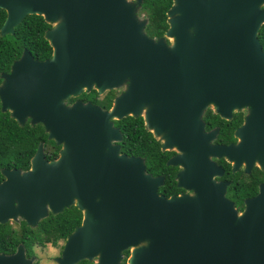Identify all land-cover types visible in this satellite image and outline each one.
<instances>
[{
  "label": "water",
  "instance_id": "obj_1",
  "mask_svg": "<svg viewBox=\"0 0 264 264\" xmlns=\"http://www.w3.org/2000/svg\"><path fill=\"white\" fill-rule=\"evenodd\" d=\"M129 2V3H127ZM133 2V3H132ZM141 0H0V36L25 15L49 25L50 48L36 61L22 49L0 75V112L19 126L39 124L58 146L46 160L36 145L25 170L0 169V224L30 228L68 206L80 212L56 264H264V184L236 211L224 197L222 158L231 170L264 167V54L256 33L264 0H171L161 37L143 33ZM167 41V43L165 42ZM120 88V89H119ZM93 90L120 91L103 110L73 100ZM209 107L221 118L244 111L235 143L212 145L203 132ZM139 116L160 151L174 155L176 186L156 193L161 177L119 152L112 121ZM21 245L0 264H30Z\"/></svg>",
  "mask_w": 264,
  "mask_h": 264
},
{
  "label": "trees",
  "instance_id": "obj_2",
  "mask_svg": "<svg viewBox=\"0 0 264 264\" xmlns=\"http://www.w3.org/2000/svg\"><path fill=\"white\" fill-rule=\"evenodd\" d=\"M170 3L171 0H141L140 9L148 21L144 29L149 35L158 36L166 28L165 13ZM3 19L4 12L0 9V25ZM48 28L49 25L43 22L41 17L25 15L12 28L11 34L0 36V71H6L10 63L18 58L22 49L26 50L31 58L36 61L47 59L50 48L42 35ZM256 39L264 54V25L258 28ZM112 96L113 91H108L100 99H97L95 92L91 89L87 93L81 92L76 97L67 99V102L73 100L88 101L106 109ZM232 119L233 124L237 125L240 121V113H234ZM203 120L207 127H218L217 139L220 142L232 139L230 128L226 129L225 125L220 124L218 117L210 111L204 112ZM112 125L117 127L120 133L119 152L126 156L142 158L144 171L147 174L162 175L163 184L159 187L160 190L173 187L172 172L174 168L164 165L169 152L159 150L158 142L143 128L141 119L125 116L112 121ZM39 142L42 143L43 156L46 160L56 156L58 146L46 139V135L39 124L29 125L25 122L19 126L8 116L7 112H0V169H27L28 160ZM228 179L233 196L231 198L233 205L236 211H240L242 199L247 195L254 194L255 183L263 178L260 176V171L254 167L248 175L239 172L234 173V176ZM157 193L160 194V191L157 190ZM163 196L166 197V193ZM79 220V211L73 206H68L57 214L48 213L45 218L35 224L34 228H29L20 222L18 236H10L8 226L5 223L0 224V252H11L16 243H21L27 249L30 243L35 241L41 244L44 242L55 244L56 241H61L69 235L79 224ZM122 255L121 264L124 263L127 251H123ZM75 264H91V262L80 260Z\"/></svg>",
  "mask_w": 264,
  "mask_h": 264
},
{
  "label": "flooded vegetation",
  "instance_id": "obj_3",
  "mask_svg": "<svg viewBox=\"0 0 264 264\" xmlns=\"http://www.w3.org/2000/svg\"><path fill=\"white\" fill-rule=\"evenodd\" d=\"M140 5H141V3H140ZM136 14H137V16L138 17H140V18H143V19H145L146 20V22H145V25L143 26V33L147 36V37H149V38H153V39H156V38H158V37H161L162 36V34H163V32H164V30L166 29H164L161 33H160V35H149L146 31H145V26H146V24H147V18L145 17V15H144V12L140 9V6H139V8H137L136 9ZM165 23H166V16H165ZM8 70H9V66H8V68H7V70L6 71H0V75L1 74H7L8 73ZM72 102V101H71ZM210 111L212 114H214V115H216L217 117H218V122L220 123V124H223V125H225V128L227 129H229L230 128V137L232 138L231 140H228V141H225V142H220L218 139H217V134H218V127H216V126H213V127H207L206 126V122L203 120V115H204V112L205 111ZM204 112H203V114H202V116H201V121H202V130H203V132H208V131H211V130H215L214 131V138L210 141V144H212V145H227V144H233V143H235V138H234V136H233V132H234V130L241 124V122H242V120H243V114H244V111H236V112H239L240 113V121H239V123L237 124V125H234L233 124V114L234 113H236V112H230V116H229V118H227V119H225V118H221V117H219L217 114H215L209 107H207L205 110H204ZM136 117H139V116H136ZM140 118V117H139ZM141 119V118H140ZM25 122H27V121H25ZM142 122V121H141ZM226 130L224 129V132H225ZM227 133V132H226ZM58 150V149H57ZM167 152H169V155H168V157H167V159L169 158V157H171V156H173L174 155V152H172V151H167ZM166 159V160H167ZM165 160V161H166ZM212 161H213V163L217 166V168H219L220 169V171H221V173H220V175L219 176H214L212 179H213V181L214 182H222V183H225V185H224V197L227 199V200H229L230 202H232V204H233V201H232V195H231V189L229 188V179L228 178H232L233 176H234V173H242L243 175H248L249 174V172L252 170V168H254L255 166L254 165H252L251 167H250V169H249V171H248V173H244L243 171H242V167H239V168H237L235 171H232L231 170V166H230V164L229 163H227V162H225L222 158H219V159H211ZM164 165H165V162H164ZM166 166V165H165ZM169 167H173L174 168V171L172 172V181H173V187H170V188H166L167 190H160L159 189V187L163 184V176L162 175H152V174H149L151 177H161V184H160V186L156 189V193H157V190H159L160 191V194H158V195H161V196H163V194L164 193H166V197H169V196H177V195H182V194H184V195H187V194H190V191L189 190H187V189H184V188H182V187H178V186H176V181L174 180V176H175V174L179 171V169H178V167H176V166H169ZM255 168H257V167H255ZM259 171H260V176H262V180L261 181H258V182H256L255 183V193H256V190H257V186L259 185V184H264V167H262V168H257ZM167 173H169V171H167ZM238 176H240V175H238ZM1 179H2V177H1ZM0 179V180H1ZM247 184H248V182H247ZM254 193V194H255ZM254 194H252V195H247L246 197H244L243 199H245V198H249V197H252ZM164 197V196H163ZM242 199V200H243ZM234 206V205H233ZM74 207V206H73ZM235 208V207H234ZM242 208V207H241ZM236 209V208H235ZM241 210V209H240ZM80 213V212H79ZM80 221V220H79ZM20 222H22L21 220H18L17 222H6L5 224H6V226H8V228H9V235L10 236H13V235H15V236H18V234H19V232H18V227H19V223ZM24 223V222H23ZM27 226V225H26ZM27 227H29V226H27ZM35 227V226H34ZM34 227H32V228H34ZM30 228V227H29ZM65 239V238H64ZM64 239L63 240H61L60 241V244H59V246H58V252H57V256L56 257H58L59 256V253H60V250H61V246H62V244H63V241H64ZM46 244H48V245H50V246H52V244L50 243V242H44V244H41V243H39L38 241H35V242H32V243H30V245H29V247H28V249L24 246V245H22L21 243H16L15 245H14V247L12 248V251L11 252H8V251H6V252H0V254H4V255H9V254H12L13 252H14V250H15V248H16V246L17 245H21L22 246V249H23V256H24V258L25 259H27V260H31V263L30 264H37V262H38V259L36 258V256L34 255V251H33V245L34 246H42V245H46ZM54 258L55 257H53L52 258V260H54ZM55 264V263H54Z\"/></svg>",
  "mask_w": 264,
  "mask_h": 264
},
{
  "label": "rangeland",
  "instance_id": "obj_4",
  "mask_svg": "<svg viewBox=\"0 0 264 264\" xmlns=\"http://www.w3.org/2000/svg\"><path fill=\"white\" fill-rule=\"evenodd\" d=\"M127 3H129V2H127ZM133 3V2H132ZM136 9L137 8H135V12H134V15H135V17L136 18H138L139 20H145V19H143V18H140V17H138L137 16V14H136ZM146 17V16H145ZM145 22H146V20H145ZM144 25H145V23H144ZM166 43H167V41H165ZM120 89V88H119ZM119 89H117V90H108V91H113V96L112 97H114V95H116L120 90ZM108 91H105V92H103L102 94H100L99 96H97V99H100L106 92H108ZM112 97H111V99H112ZM111 99H110V102H111ZM65 105H67V104H69L70 102H67V100H65L64 102H63ZM109 105H110V103H109ZM109 107V106H108ZM107 107V108H108ZM101 108V107H100ZM106 108V109H107ZM103 109V108H102ZM103 110H105V109H103ZM7 222H14V221H7ZM44 244V243H43ZM59 244H60V241H56L55 242V244H52V246H50V245H48V244H46V245H40V246H32L33 247V251H34V255L36 256V258L38 259V262H37V264H54L55 262H54V260H55V258H57L56 256H57V252H58V246H59ZM128 253V252H127ZM123 256V255H122ZM53 257H55L54 258V260H52V258ZM94 260H95V258H93L92 260H91V263L92 262H94ZM124 262H125V260H124ZM56 264V263H55ZM124 264V263H123Z\"/></svg>",
  "mask_w": 264,
  "mask_h": 264
}]
</instances>
